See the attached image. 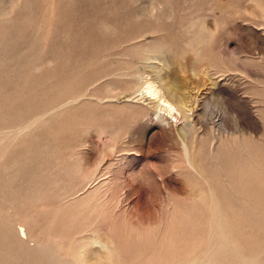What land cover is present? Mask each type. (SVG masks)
<instances>
[{
  "label": "rangeland",
  "instance_id": "1",
  "mask_svg": "<svg viewBox=\"0 0 264 264\" xmlns=\"http://www.w3.org/2000/svg\"><path fill=\"white\" fill-rule=\"evenodd\" d=\"M0 264H264V0H0Z\"/></svg>",
  "mask_w": 264,
  "mask_h": 264
},
{
  "label": "bare ground",
  "instance_id": "2",
  "mask_svg": "<svg viewBox=\"0 0 264 264\" xmlns=\"http://www.w3.org/2000/svg\"><path fill=\"white\" fill-rule=\"evenodd\" d=\"M162 85V84H161ZM162 87V86H161ZM141 88L143 89V90H146V96L144 97V98H147L146 100H149V102H150V104H151V107L155 110V111H157V109H158V107L160 106V104L161 105H167V106H169L170 108H171V103H176V102H178V98L176 97V95L175 94H172V93H169V94H165L164 96H162V97H160L159 99L157 98V96H156V92L157 91H155L154 90V88H152V86L150 85V84H148V83H145V84H143L142 86H141ZM134 90V89H133ZM168 92V91H167ZM170 92V91H169ZM143 93V92H142ZM144 96V95H143ZM156 100H158L157 102H156ZM161 108H163V110H164V107H161ZM160 110V109H159ZM158 110V111H159ZM148 112H150V109L148 110ZM157 113V112H156ZM155 115H157V114H155ZM189 118V117H188ZM191 127V126H190ZM185 130V129H184ZM186 131V133L188 132L187 131V129L185 130ZM190 132H191V130H190ZM192 149V148H191ZM190 154V153H189ZM190 159V158H189ZM188 159V160H189ZM192 163V162H191ZM103 248V247H102Z\"/></svg>",
  "mask_w": 264,
  "mask_h": 264
}]
</instances>
